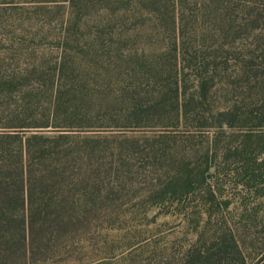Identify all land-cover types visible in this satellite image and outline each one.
Wrapping results in <instances>:
<instances>
[{"label":"trees","instance_id":"trees-1","mask_svg":"<svg viewBox=\"0 0 264 264\" xmlns=\"http://www.w3.org/2000/svg\"><path fill=\"white\" fill-rule=\"evenodd\" d=\"M263 156L264 0H0V264H91L154 207L211 217L213 171L256 209ZM201 223L176 264H264Z\"/></svg>","mask_w":264,"mask_h":264},{"label":"rangeland","instance_id":"rangeland-1","mask_svg":"<svg viewBox=\"0 0 264 264\" xmlns=\"http://www.w3.org/2000/svg\"><path fill=\"white\" fill-rule=\"evenodd\" d=\"M247 128L221 131L209 129L206 134H210L211 137L218 136L225 143L237 147L240 146ZM212 174L214 178L211 179V184L214 185L213 191L217 193L218 203L216 201L217 205L214 211H211V217L209 214V216L205 213L200 214L199 208L198 214H196L198 211L190 209L186 216L179 214L175 208L167 210L168 208L154 207L147 214L137 211L134 215L120 218L117 226L122 225V228L109 230V243L95 250L88 262L95 264L106 257V264H140L142 262L143 264H176L197 240L193 230L195 221L198 223L202 221L201 227L205 226L206 233L203 240L206 246L211 245V235L220 230L224 224L234 230L241 244L244 243L245 255H260L264 245L262 241L264 226H259L258 223L264 220V198L257 200L258 205L255 209L251 205V189L241 185L243 178L228 171L221 172V175H215L213 171ZM191 207L197 208V204L194 202ZM255 210L260 211L258 218L255 216ZM206 222L208 224L204 225ZM105 246H108L107 254H105ZM252 246L254 249H251ZM104 247L105 249H102ZM134 247L138 251L132 254ZM125 257L127 259L124 261Z\"/></svg>","mask_w":264,"mask_h":264}]
</instances>
